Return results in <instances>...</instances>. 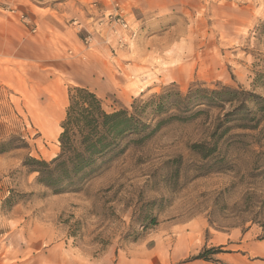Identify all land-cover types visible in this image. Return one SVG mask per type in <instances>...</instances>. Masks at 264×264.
Segmentation results:
<instances>
[{
    "label": "rangeland",
    "instance_id": "obj_1",
    "mask_svg": "<svg viewBox=\"0 0 264 264\" xmlns=\"http://www.w3.org/2000/svg\"><path fill=\"white\" fill-rule=\"evenodd\" d=\"M182 2L160 16L122 4L137 32L122 45L96 25L84 47L6 66L0 148L11 149L0 152V257L38 236L77 261L151 249L172 253V264L204 250L212 264H264V111H252L249 123L258 119L257 126L229 123L217 151L204 158L190 146L212 143L218 110L167 123L99 164L76 191L52 193L22 165L28 155L50 160L58 153L72 86L93 89L107 111L192 83L264 97V0ZM106 36L113 41L106 44ZM56 60L61 67L49 66Z\"/></svg>",
    "mask_w": 264,
    "mask_h": 264
},
{
    "label": "trees",
    "instance_id": "obj_2",
    "mask_svg": "<svg viewBox=\"0 0 264 264\" xmlns=\"http://www.w3.org/2000/svg\"><path fill=\"white\" fill-rule=\"evenodd\" d=\"M264 30V21L261 24ZM264 111V97L253 91L229 85L206 87L192 83L186 91L170 86L147 99H135L130 108L107 111L101 98L88 87L72 86L58 136L59 151L50 160L26 156L22 165L36 173V181L52 193L76 191L99 164L141 144L163 125L187 121L218 110L210 134L212 143H194L190 149L204 158L217 151V141L228 131L229 123L241 120L242 127L254 125L253 115ZM11 148H0L4 152ZM9 198H7V201ZM209 250L194 256L209 260Z\"/></svg>",
    "mask_w": 264,
    "mask_h": 264
},
{
    "label": "crops",
    "instance_id": "obj_3",
    "mask_svg": "<svg viewBox=\"0 0 264 264\" xmlns=\"http://www.w3.org/2000/svg\"><path fill=\"white\" fill-rule=\"evenodd\" d=\"M176 1L0 0V80H3L1 77L5 74L7 75L6 66L11 68L12 63L17 66H26L29 61L39 62L43 57L41 53L56 54L62 50V46L81 45L84 47L83 39L85 38L83 37H86L88 32L97 30V24L94 23L95 15L110 8L113 3L125 4L129 9L138 6L140 7L137 10L138 13L145 15V13L152 12L153 15L160 16L165 15L171 8L170 5ZM183 1L182 3H186V0ZM6 6L13 7L16 14L11 15ZM20 14L26 15L28 23L19 18ZM74 18L82 25L81 30L72 23ZM92 47L90 51L93 52ZM100 49L103 50L99 45L94 52L102 55ZM95 59H100V56L95 55ZM49 66L59 68L61 64L56 60ZM186 254L190 252L187 251ZM113 255L109 253L96 260L77 261V258L69 255V252L62 246H46L43 238L29 236L25 244L20 243L16 251L3 253L0 257V264H172L173 260L172 253L169 251L157 256L151 249L142 254H132L131 257ZM184 264L212 263L210 260L195 258Z\"/></svg>",
    "mask_w": 264,
    "mask_h": 264
},
{
    "label": "built area",
    "instance_id": "obj_4",
    "mask_svg": "<svg viewBox=\"0 0 264 264\" xmlns=\"http://www.w3.org/2000/svg\"><path fill=\"white\" fill-rule=\"evenodd\" d=\"M93 6L96 7V4L93 3ZM6 9L11 15L16 14V10L13 7L6 6ZM126 12V9L118 3H113L110 8L105 9L101 13L98 11V28L105 27L106 30L110 32L109 35L115 37L117 45H122L126 40L133 39L137 33L136 29L129 23V20L126 17ZM19 18L25 23H28L26 15L20 14ZM72 23L79 30L82 29V25L76 18L72 19ZM89 39L90 34L88 33L84 40L88 41ZM111 41H113V39L110 38V36L104 38L106 44H109Z\"/></svg>",
    "mask_w": 264,
    "mask_h": 264
}]
</instances>
